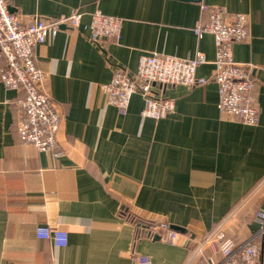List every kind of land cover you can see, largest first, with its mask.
<instances>
[{"label":"crops","instance_id":"0c3cea01","mask_svg":"<svg viewBox=\"0 0 264 264\" xmlns=\"http://www.w3.org/2000/svg\"><path fill=\"white\" fill-rule=\"evenodd\" d=\"M7 1L25 23L73 10L82 16L80 26L62 25L35 49L42 89L62 116L57 150L22 139L25 94L7 88L0 72V264H135L136 254L152 264H210L209 255L222 259L205 242L212 234L252 240L264 260V0ZM202 3L248 18V38L232 48L254 82L256 124L219 108L215 37L195 31L209 18ZM97 11L122 23L104 50L89 37ZM153 52H201L196 72L208 81L168 85L175 109L158 119L142 114L139 93L125 111L110 104L103 85L115 70L136 73L141 55ZM133 220L168 222L179 238L146 237ZM45 225L67 231L68 244L40 238Z\"/></svg>","mask_w":264,"mask_h":264},{"label":"built area","instance_id":"2783aa9c","mask_svg":"<svg viewBox=\"0 0 264 264\" xmlns=\"http://www.w3.org/2000/svg\"><path fill=\"white\" fill-rule=\"evenodd\" d=\"M201 5L209 10V18L205 23L198 22L195 31L199 37L205 32L215 37L214 80L219 90V108L221 112L236 116L244 123L256 124L259 120L258 107L251 95L254 82L247 77L244 64L234 59L232 48L234 42L248 38V18L240 12L230 16L221 8ZM9 7L7 0H0V72L7 88L25 94L20 100L25 110V117L18 126L20 135L25 142L41 150H57L60 146L58 132L62 116L52 98L42 89L46 73L37 64L35 49L55 37L62 25L80 26L82 14L73 10L67 16L50 19L34 15L25 23ZM89 27L90 39L104 50V39L119 38L122 23L117 16L97 11ZM204 61L201 52L191 59L156 52L142 54L136 73L117 68L111 81L103 87L109 103L120 110H127L132 96L139 93L145 100L142 114L162 118L175 109L174 100L165 95L166 87L170 84L196 86L206 83L208 78L196 72L199 63ZM258 217L264 236V212H259ZM137 225L143 228L146 237L170 243H176L179 238V231L165 221ZM37 235L52 239L58 246L68 244V233L60 228L39 226ZM205 242L214 254H222L221 260H217L213 254L209 255L210 264H264V260L259 258L260 248L252 240L237 244L232 238L212 234L205 238ZM134 262L152 264L149 256L141 254L134 255Z\"/></svg>","mask_w":264,"mask_h":264},{"label":"trees","instance_id":"16d2710c","mask_svg":"<svg viewBox=\"0 0 264 264\" xmlns=\"http://www.w3.org/2000/svg\"><path fill=\"white\" fill-rule=\"evenodd\" d=\"M133 221H134V223L138 224V223H137V220H133ZM144 223H145V222H144ZM137 228L139 229V226H137Z\"/></svg>","mask_w":264,"mask_h":264},{"label":"water","instance_id":"95a60500","mask_svg":"<svg viewBox=\"0 0 264 264\" xmlns=\"http://www.w3.org/2000/svg\"><path fill=\"white\" fill-rule=\"evenodd\" d=\"M9 9H10V11H12L10 7H9Z\"/></svg>","mask_w":264,"mask_h":264}]
</instances>
